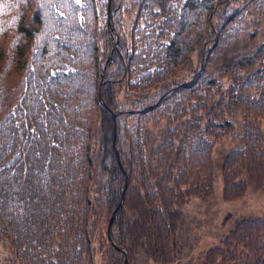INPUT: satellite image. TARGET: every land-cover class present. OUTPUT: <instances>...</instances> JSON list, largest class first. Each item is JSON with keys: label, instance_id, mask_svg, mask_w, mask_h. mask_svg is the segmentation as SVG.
<instances>
[{"label": "trees", "instance_id": "1", "mask_svg": "<svg viewBox=\"0 0 264 264\" xmlns=\"http://www.w3.org/2000/svg\"><path fill=\"white\" fill-rule=\"evenodd\" d=\"M247 5L264 23V0H26L0 16V264H99L103 235L108 264H123L107 237L115 209L126 264L144 244L170 264L175 205L213 193L224 135L236 141L224 198L244 193L245 170L264 179V40L227 61V97L207 72L247 34ZM203 264H264V215L239 220Z\"/></svg>", "mask_w": 264, "mask_h": 264}, {"label": "rangeland", "instance_id": "2", "mask_svg": "<svg viewBox=\"0 0 264 264\" xmlns=\"http://www.w3.org/2000/svg\"><path fill=\"white\" fill-rule=\"evenodd\" d=\"M149 1L156 7H160L161 0ZM243 12L248 21L247 34L231 51L226 55L221 54L218 62L210 65L207 69V72L218 76L221 82L215 100L227 97L228 86L231 82L226 71L227 61L252 51L264 40V23L259 20L260 17L255 7L247 5ZM196 64L197 54L194 52L192 67L187 66L181 69L175 79L179 80L189 75ZM200 114L203 121L210 116L208 109L201 111ZM164 125H166V121L161 122L158 127ZM235 144L236 141L232 139L230 134L224 135L215 142L212 154L214 165L213 193L207 198L188 196L184 201L175 205L179 211V216L173 235L174 259L170 264H203L204 252L210 247L220 245L221 240L235 227L239 220L248 216L264 215V179L253 177L247 170L239 176L246 182L244 193L232 200L224 198L222 164L225 155ZM95 246L96 261L99 264H108L106 255L103 254L107 246L104 235L102 238L96 239ZM9 254H11L10 241L5 239L0 242V256L6 258ZM134 263L162 264L147 254L145 244L138 248Z\"/></svg>", "mask_w": 264, "mask_h": 264}, {"label": "clouds", "instance_id": "3", "mask_svg": "<svg viewBox=\"0 0 264 264\" xmlns=\"http://www.w3.org/2000/svg\"><path fill=\"white\" fill-rule=\"evenodd\" d=\"M25 2L26 0H0V16L18 11ZM13 19L17 20L18 16H13Z\"/></svg>", "mask_w": 264, "mask_h": 264}, {"label": "water", "instance_id": "4", "mask_svg": "<svg viewBox=\"0 0 264 264\" xmlns=\"http://www.w3.org/2000/svg\"><path fill=\"white\" fill-rule=\"evenodd\" d=\"M100 98L103 100V97H102V94H100ZM119 160H120V157H119ZM123 168V166H122ZM124 169V168H123ZM125 171V169H124ZM122 199H123V196H122ZM121 199V200H122ZM118 207V206H117ZM116 210V209H115ZM115 210L113 211L112 215L110 216L109 218V221H108V225H107V236H108V239L121 251H123L125 253V257H124V262L123 264H126L127 261H128V254L126 252V250L120 246H117V244H115V242L112 240V237H111V232H110V227H111V224H112V221H113V217H114V213H115Z\"/></svg>", "mask_w": 264, "mask_h": 264}]
</instances>
